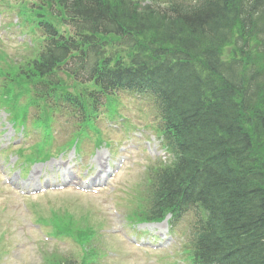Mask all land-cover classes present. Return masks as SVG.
I'll return each instance as SVG.
<instances>
[{
    "label": "trees",
    "instance_id": "1",
    "mask_svg": "<svg viewBox=\"0 0 264 264\" xmlns=\"http://www.w3.org/2000/svg\"><path fill=\"white\" fill-rule=\"evenodd\" d=\"M41 1L63 9L74 37L39 15L47 46L4 73V93L19 100L30 87L82 107L55 75L71 63L80 84L151 94L174 162L153 171L142 217L179 221L197 207L195 264H264V0ZM111 36L133 49L129 67L100 51Z\"/></svg>",
    "mask_w": 264,
    "mask_h": 264
},
{
    "label": "rangeland",
    "instance_id": "2",
    "mask_svg": "<svg viewBox=\"0 0 264 264\" xmlns=\"http://www.w3.org/2000/svg\"><path fill=\"white\" fill-rule=\"evenodd\" d=\"M15 19V16L6 19L4 14L0 15L1 35L7 22L11 23L12 21L13 23ZM6 31H12V29L8 28ZM69 31L72 34V30L69 29ZM10 33L8 32L3 36L15 35L18 38L22 34L17 29L12 31L13 35H10ZM25 34H23L24 38H20V40L12 37H8L9 40H0V51H4L9 59L17 62L21 58L31 57L33 38L29 35L32 32L26 31ZM38 35H41V33L39 32ZM109 49L111 53L119 51L122 57L126 53L125 51L122 53L116 43ZM123 60L127 61V58H123ZM118 97L125 103H123L124 106L128 108V115L131 117L128 119L130 121L136 125L150 123L157 128L156 111L148 100L129 93H120ZM123 104L111 97L105 98L103 105L106 108L101 120L97 124L90 125L89 132L86 131L79 136L81 143L91 142L97 149L92 150L90 144H86L83 146L84 150L80 153L81 155L74 151L66 154H64L66 151L60 153L55 148L65 142L77 127L76 119H70L67 113L57 114L55 116L57 122L53 125L55 136V144L52 149L53 156L47 162L33 165L20 166L21 158L18 151L25 148L26 153L29 154V148L38 141V137H34L32 140L27 139L24 134H21L22 130L16 131L6 123L3 117H0V264H47L46 261L52 254L60 255L63 258L77 259L81 254L80 248L71 240L61 239L53 240V243H47L43 239V236L48 235L50 229L40 224L38 220L42 219V222H44V218H49L52 211H68L76 217L77 221L81 219L79 217H86L90 213L91 222L102 225L99 236L95 241L101 255L100 264H191L186 254H184L185 261L178 254L186 250L185 247L188 248L190 227L196 220L195 211L189 213L184 221L175 228L177 232L169 233V235L165 232V236L169 238L171 244L167 252L151 253L146 251L144 253L143 250L136 249L128 243L125 245L122 241L123 238L120 235L123 234L132 236L137 241L141 239L146 241L163 240L161 233L158 235L154 229L146 230V226L132 228L133 226L127 216L135 209L137 202L130 195L125 198L121 190L126 185L127 188L124 191L131 192L129 187L133 183L143 184L142 180L146 177L144 175L145 166L151 168L158 163L165 165L171 162V157L168 154L165 155L166 151L162 147V139L149 131L141 132L145 131L143 126L136 127L127 122L125 125H121L122 129L120 131L112 132L109 130L111 123L126 118L123 107L120 106ZM31 119L32 113L29 124L32 123ZM125 130L131 131V134ZM109 140L112 142L120 141V145L124 148L132 147L128 153L123 154L128 156V163L121 174L113 181L114 190L108 187L106 190L101 191L99 195H84L74 189H68L58 193L49 192L46 195L31 199L19 195V191L49 189L56 184L63 183L65 171L66 174L68 173L71 176L72 180L77 181L80 185L81 181L89 178L90 174H86L87 170L91 171L92 167L93 172L95 171V160L98 156L102 157L104 166L110 164L109 166L115 169L120 154L117 153L115 155L117 158L112 161L110 160V150L100 144V142L108 144ZM17 160H19L18 168L16 166L14 168L13 166ZM20 168L24 172V177H21ZM3 171L5 174L10 175L9 178L12 183L15 184V187H18V189L14 187L17 191H13L11 187L4 184L1 177ZM118 180L122 181L121 186L116 184ZM24 183L32 185L28 186L27 189H23L22 185ZM91 186H94L91 188L97 189L96 185ZM113 204L117 206L120 214L117 218L110 212V207ZM21 205L23 208L29 209V213H25ZM33 208L39 209L38 212H35ZM29 224L39 226L37 229H32ZM61 227L64 228L62 225ZM170 250L172 252L168 253Z\"/></svg>",
    "mask_w": 264,
    "mask_h": 264
},
{
    "label": "bare ground",
    "instance_id": "3",
    "mask_svg": "<svg viewBox=\"0 0 264 264\" xmlns=\"http://www.w3.org/2000/svg\"><path fill=\"white\" fill-rule=\"evenodd\" d=\"M102 165H103L102 158L99 157L97 159V168H98L99 173L96 175V177L93 178V180H92L93 183L97 182L99 180V177H100L99 175L102 173V167H103ZM161 227H165V226L163 225Z\"/></svg>",
    "mask_w": 264,
    "mask_h": 264
}]
</instances>
